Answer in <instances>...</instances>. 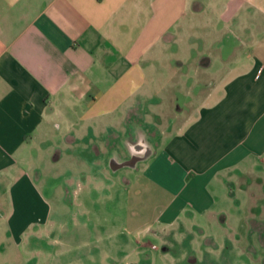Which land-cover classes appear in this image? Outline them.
<instances>
[{
	"label": "crops",
	"instance_id": "obj_1",
	"mask_svg": "<svg viewBox=\"0 0 264 264\" xmlns=\"http://www.w3.org/2000/svg\"><path fill=\"white\" fill-rule=\"evenodd\" d=\"M218 262L264 264V0H0V264Z\"/></svg>",
	"mask_w": 264,
	"mask_h": 264
},
{
	"label": "rangeland",
	"instance_id": "obj_2",
	"mask_svg": "<svg viewBox=\"0 0 264 264\" xmlns=\"http://www.w3.org/2000/svg\"><path fill=\"white\" fill-rule=\"evenodd\" d=\"M166 62L168 63V61L166 60ZM155 66H158V63H155ZM169 66V65H168ZM154 95L156 96H158V94L155 92L154 93ZM151 99H152V96H151ZM154 100H156V98H154ZM141 102L139 101L138 103H137V107H133V109H131L130 111H129V115H131V117H133V118H136L137 119V121H141V118H142V114H143V107H141V106H139L138 104H140ZM158 111H159V109L158 108H155L154 110L152 109V112H154V115H157V113H158ZM170 113H172V109H167L166 111H165V114H162L161 113V115L163 116H168ZM160 114V113H159ZM151 116H153V113H151ZM151 126H154V128H155V131L157 130V129H160V128H163V126H164V124L163 125H161V124H159V125H157V124H155V125H151ZM44 166H45V164H44ZM42 175H44V173L42 174ZM181 239V240H180ZM179 240H180V242H182V243H185V242H187V238H185L184 236H182V238H180ZM260 263V262H259ZM258 263V264H259ZM217 264H222V262H218Z\"/></svg>",
	"mask_w": 264,
	"mask_h": 264
}]
</instances>
